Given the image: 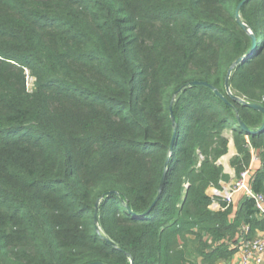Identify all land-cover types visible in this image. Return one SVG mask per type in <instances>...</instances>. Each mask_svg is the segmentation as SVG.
Masks as SVG:
<instances>
[{"label": "trees", "instance_id": "16d2710c", "mask_svg": "<svg viewBox=\"0 0 264 264\" xmlns=\"http://www.w3.org/2000/svg\"><path fill=\"white\" fill-rule=\"evenodd\" d=\"M248 55L231 92L264 108V0H0V264L231 260L264 231L208 195L227 130L264 194V114L226 89Z\"/></svg>", "mask_w": 264, "mask_h": 264}, {"label": "built area", "instance_id": "2783aa9c", "mask_svg": "<svg viewBox=\"0 0 264 264\" xmlns=\"http://www.w3.org/2000/svg\"><path fill=\"white\" fill-rule=\"evenodd\" d=\"M258 161H260L258 156L252 152V162L249 168L238 177L231 190L226 191L224 196L219 191H216L215 195L224 197L228 204H233L235 195H244V197L254 201L257 216L264 220V194L255 192L251 186V180L256 172L254 165ZM243 230H247V227H244ZM240 252L242 257L241 264H264V238L257 237L253 240L243 241L240 244Z\"/></svg>", "mask_w": 264, "mask_h": 264}, {"label": "crops", "instance_id": "0c3cea01", "mask_svg": "<svg viewBox=\"0 0 264 264\" xmlns=\"http://www.w3.org/2000/svg\"><path fill=\"white\" fill-rule=\"evenodd\" d=\"M229 151H230V155H231V158L237 156V149L235 147V144L233 142V139L232 137L230 138V144H229ZM260 168V161L258 162H255V165H254V169L255 171H257L258 169ZM225 175H226V178H224L221 182H220V186H221V189L223 191H229L231 190V188L234 186L236 180L238 179V176L236 175V172L235 170L232 168L231 165L228 166V168L224 171ZM256 173V172H255ZM221 189H217V188H211L208 190V195L212 198H218L216 195H215V192L216 191H219ZM220 192V191H219ZM216 196V197H215ZM222 198V197H221ZM246 198L244 197V195L242 194H237L234 196V200H233V206L235 207V210L239 207L241 201ZM211 209L213 211H219L221 210V205L220 203L217 201V200H214L212 206H211ZM257 237H262L264 238V231L261 232L259 231L256 235V238ZM238 240H236L237 242V245L233 246L232 248H235L237 251L236 253L232 256L231 260L229 261H222L220 262L219 264H241L242 262V257H241V252H240V244L245 241V239L241 236V235H238ZM201 260L198 261L197 264H200Z\"/></svg>", "mask_w": 264, "mask_h": 264}, {"label": "water", "instance_id": "95a60500", "mask_svg": "<svg viewBox=\"0 0 264 264\" xmlns=\"http://www.w3.org/2000/svg\"><path fill=\"white\" fill-rule=\"evenodd\" d=\"M243 5H244V3H242V4L240 5L239 10H238V22H239L240 25L244 28V30H246L247 32H249L247 26L242 22L241 17H240V11H241V8H242ZM251 35H252L253 42H254V43H253V49H252V50L254 51L255 48H256V38H255V36H254L253 34H251ZM249 57H250V55L246 56V57L243 58V59L238 60V61H237V62H236L231 68H230L229 73H228V76H227V79H226V89H227V92H228V94L231 96L232 99L237 100L238 102H241L243 105L248 106V107H250V108H252V109H254V110H256V111H260V112H262V113L264 114V108H263L261 105H258V104H249V103L245 102L244 100H242V99H240V98H238V97H235V96L232 94V92H231L230 79H231V75H232L233 71L235 70V68H236L238 65H240L242 62H244L245 60H247ZM191 86H207V87L212 88V86H210L209 84H207V83H201V82H194V83L191 84ZM216 93H217L218 95H220V93H219L218 91H216ZM220 96H221V95H220ZM221 97H222V96H221ZM223 99H224V98H223ZM172 119L174 120V114H173V113H172ZM240 127H241L244 131H248V132H249V129L247 128V126H246L243 122H240ZM261 132H264V124H263L262 127H261L257 132H255V133H261ZM173 145H174V142H173V144H172V148H173ZM165 181H166V175H165V177H164V180H163V183H162V187H163ZM110 195H111V194H108V196H110ZM159 199H160V196L158 197V199L156 200V202L154 203V205L152 206V208L155 206V204L158 202ZM152 208H151L147 213H149V212L152 210Z\"/></svg>", "mask_w": 264, "mask_h": 264}, {"label": "rangeland", "instance_id": "374dc122", "mask_svg": "<svg viewBox=\"0 0 264 264\" xmlns=\"http://www.w3.org/2000/svg\"><path fill=\"white\" fill-rule=\"evenodd\" d=\"M255 36V35H254ZM35 79L30 75V73H27V85H28V90L31 92L33 88L35 87ZM225 135L228 136L229 138L232 137V134L230 131H225ZM230 151H228V154L224 157H222L219 161L218 164L221 165L224 169V171L228 168L229 165H231V161L234 158H231ZM203 160V158H201ZM200 160V161H201ZM252 162V161H251ZM221 195L224 196L226 194V191H223L222 189L219 190ZM224 199V197H222ZM192 261V260H191Z\"/></svg>", "mask_w": 264, "mask_h": 264}]
</instances>
